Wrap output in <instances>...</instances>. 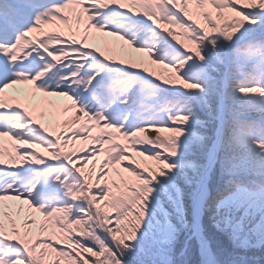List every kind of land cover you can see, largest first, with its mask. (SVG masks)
<instances>
[{
  "label": "trees",
  "instance_id": "16d2710c",
  "mask_svg": "<svg viewBox=\"0 0 264 264\" xmlns=\"http://www.w3.org/2000/svg\"><path fill=\"white\" fill-rule=\"evenodd\" d=\"M241 3L236 7L231 0H224L221 6L204 7V11L200 13L202 27L196 25L195 18L198 16L192 12L191 19L193 21L189 18L186 27L181 25L183 38L178 39L176 35L171 33L168 34V37L191 53L199 55L200 43L213 34L217 39L231 40L236 33L247 26L249 33L255 32L256 35H260L256 28L260 23V16L255 14L254 6L249 0ZM261 12H264V3L259 6V13ZM175 21L179 24L177 19ZM240 49L228 60L229 66L233 63L229 70L228 89L230 88V91L243 85L255 89L256 84L258 87L260 85L254 81H264V75H262L264 66L259 68L257 64V57L264 58V39H252L246 45H242ZM243 51L255 55V62L239 60L238 57L244 55ZM163 56L166 57L167 62L160 60V64H155L153 71L149 72L148 76L151 79L161 78L168 85L179 87V71L183 68L187 58L182 57L168 45L159 58ZM171 60L172 64H169L168 62ZM210 64L216 66L214 63ZM113 72L117 76L121 75L116 71ZM223 72V67H221L218 73L223 74ZM196 76L207 82L208 91L203 98H193L185 95L182 91L163 92L154 83H141L140 85L132 79L124 81L123 89L126 93L140 92L145 94L144 97L152 98L151 103L134 100L132 104L127 105L125 110L132 115L130 117L137 116L147 122V130L170 133L167 136H162L164 139L162 145L164 142L171 144L168 152L156 149L162 151V155H157L155 154L157 151H146L149 149L148 147L141 146V143L134 141L132 136H125L123 129L118 127L109 134L101 131V136L99 138L97 136V140L90 141L93 146L95 145L98 153L86 151L83 146H77L75 149L67 151L64 154L65 159L80 171V175L83 176L84 174L87 185L91 187L90 198L97 202L92 206L83 196L82 193L85 191L82 192L80 180L69 169L59 166L61 171L54 176L50 169H46L47 187L51 184H57L63 190L65 199L73 202H86L88 207L81 210V216L73 218L72 203L55 206L51 204L53 197L39 196L35 199L37 201L35 207L31 204L40 217V220H36V228L22 232V238L19 241L20 234L15 231L11 233V243L0 239V264H119V261L114 259L115 254L111 247L99 232H106L114 244L127 248L128 245L125 240L132 235L133 229L137 228L144 218L147 198L153 191L152 187L148 190H140L139 182L152 185L149 178L157 183L162 173L167 176L169 168L163 166L158 171L155 168L159 165L158 162L165 164L170 158L176 159L180 165L178 169L172 170L177 173V179L185 189V202L187 203V194L193 193L199 180L196 167L203 165L204 155L214 140L215 121L213 118L221 91V84L217 75L211 76L206 72H198ZM260 88L264 90V88ZM254 92L253 97L249 95L251 93H247L225 100L227 123L224 127L217 164L210 183L213 191L218 187L221 191L237 194L244 204L241 213H237V215L242 214L246 209L249 212L246 223L249 221L254 223L253 215L258 219L261 215V209H264V150L261 149V146H264V140L257 139L261 136L259 128L262 115L260 98L264 95L258 91L257 96H255ZM206 103L211 104V108L207 111L204 108ZM167 109H171V111H166ZM185 109L198 120L200 118L211 120L203 125L195 122L190 126V134L184 141L186 147L182 146L180 140V133L183 131L182 118H177L184 115L182 110ZM165 118L172 123L170 125L155 123V121H161ZM253 120L255 124L250 126L249 122ZM147 130H142L143 134H146ZM137 133H139L138 130L134 132V134ZM208 134L212 136L211 141L201 140L202 135ZM170 136L173 140L166 141V139H170ZM235 138L243 141L244 148H246L245 155L237 148V143L233 142ZM119 139L127 140L128 143L122 145L117 142ZM130 149H135L138 154L143 156H150L153 153L152 156H157V159L142 164L133 158V155L128 151ZM174 153H179V155L174 156ZM50 154L53 155H48L49 159H55L59 162L58 153L50 152ZM97 155L105 156V160L101 163L95 162ZM44 162L42 159H37V166L43 165ZM117 166L130 172L128 178L119 175L98 176L102 170L116 171ZM154 177L157 179L156 181ZM188 180H192L191 186L187 184ZM110 185H113V189L109 188ZM94 189H99V192H94ZM46 205L49 206L46 207ZM113 213H115L114 216ZM96 214L99 216L98 222L95 218ZM10 225L11 223L8 224V227ZM7 230L3 228L0 233H6ZM35 232L38 234L36 237ZM208 232L212 238V247L216 252L217 259L222 264H264V247L251 248L244 252L234 248L225 236L215 230L209 228ZM185 233L182 231L174 242L177 253L175 256L176 264H198L200 258L195 240L188 242V250L184 257L178 255L185 243L187 236ZM78 238L90 240L96 247L85 246ZM249 239L251 244L264 245V236L251 235ZM10 255L13 258L10 259ZM89 256L93 258L92 261L88 259ZM150 258L145 257V259ZM156 259L157 264H159V257Z\"/></svg>",
  "mask_w": 264,
  "mask_h": 264
},
{
  "label": "snow or ice",
  "instance_id": "6c2138e0",
  "mask_svg": "<svg viewBox=\"0 0 264 264\" xmlns=\"http://www.w3.org/2000/svg\"><path fill=\"white\" fill-rule=\"evenodd\" d=\"M68 3L69 0H0V44H12L16 36L20 33L38 27L39 20L44 18L45 13L50 12L53 8ZM83 7H89V5L85 4ZM115 11L117 10L113 8L107 10L91 9L89 14H95L92 23L96 25V28H101V26H103V30L108 31L112 29V25L106 21L105 17H107L109 13ZM69 15H73V13L68 10H63L60 13V16L57 18V25L60 30H65L63 17ZM258 15L260 16V23L256 28L259 30V37H257L255 32L249 33L247 26L245 29L236 33L231 40H223L222 38L217 39L215 38V34H213L207 40L200 43L199 55L191 53L184 47L176 44L170 38L165 37L172 48L182 57L187 58V60L183 68L179 71V87L176 85L165 86L160 82H156L159 88L163 92H168L169 90L172 92L182 91L187 96L203 98L208 91L207 82L197 78L196 73L206 72V65L213 60H220L223 62L249 40L255 38L264 39V12L258 13ZM178 18H180L182 22L188 23L187 18L183 17L182 14H178ZM139 19L149 28H153V25L143 17ZM86 22L87 20L85 17L84 22L80 25L81 30H83L84 23ZM72 27L73 30H75L76 25L73 24ZM50 28V25H44L45 32L50 30ZM88 38L90 40H100L102 38V33L93 30L89 32ZM111 43L112 47L117 52L121 51L118 40L112 41ZM75 47L79 48V45ZM85 51L89 50L85 49ZM42 56V53H33L27 60L11 64L8 57L0 55V88H4L5 85H11L16 79L15 74L17 72L28 73L30 76L35 75L37 65L43 67ZM43 59L46 60L47 57ZM88 63H92L91 52H89ZM109 66L119 67V65H113L111 62H109ZM84 71H88L91 75L94 69L90 71L86 65L81 73L82 75ZM104 75V72L97 75L87 91L80 88L75 93L72 92V88L67 83L61 85L59 89L54 83H50L47 79L37 80L36 84L38 86L47 85L48 91L67 90L69 94L79 96L83 100H88L90 99L89 94L92 89L104 79ZM262 75H264V73H262ZM254 83H259L260 87L264 88V81H254ZM254 91L255 89L244 87L237 89L238 94H247ZM17 94L25 96L28 94V91L27 89L20 88L17 90ZM81 94L83 95L81 96ZM37 100L47 102L54 101L55 98L38 96ZM142 102L151 103L152 98L143 97ZM126 108L127 104L125 105V109ZM204 108L207 111L211 108V104L206 103ZM112 111L115 112L116 109L113 108ZM166 111H171V109H167ZM182 111L184 112L182 120L186 122L183 123V131L180 133V140L182 146L186 147L184 141L190 134L193 115L189 114L187 109ZM14 119L15 117L11 113H5L4 110L0 109V131L18 135V133H15L11 128V123ZM108 119L112 120V116H108ZM113 122L120 123V119L118 118ZM130 122L131 118L129 119V123ZM155 123L170 125L172 122L165 118L161 121H155ZM197 123L203 125L207 123V121L205 119H200ZM249 123L250 126H252L255 124V121L253 120ZM259 128L261 136L257 139L264 140V109H262ZM217 136H219V129H217ZM201 140L211 141L212 136L210 134L202 135ZM51 142L53 141H49V143ZM146 151L154 152L157 150L146 149ZM218 152V143H213L209 149L210 164L207 174L203 179L202 187L195 194H187V203L185 202V189L180 185L177 179V173L172 170L178 169L180 165L177 163L176 159L173 158H170L165 163V167L169 168V173L167 176L162 173L158 178V182L151 185L153 191L147 198L144 218L139 226L133 229L132 235L125 240V243L128 245L127 248L114 244L106 232H99L105 242L111 247L112 252L115 254L114 259L119 261V264H157V257H159V264H176L175 256L177 253L175 252L174 242L178 239L182 231L187 232L188 235L178 255L184 257L188 250V242L195 240L197 253L200 257L198 264H222V262L217 259L216 252L212 247L213 241L208 232L209 228L225 236L234 248H238L244 252L249 251L251 248L264 247V245L259 243L251 244L249 239L251 235L264 236V209H261V215L258 219L253 215L254 223L251 221L246 223V218L249 216V212L246 209L242 214L237 215V213H241L242 208H244L243 201L238 198L237 194L221 191L218 187L213 191L210 187L212 175L217 164ZM178 155L179 153H174V156ZM60 164H62V162L46 160L43 165H38L37 167L41 168V171L43 169H50L51 174L54 176L57 172L61 171L59 167ZM200 167L203 168L204 165H200ZM13 171L15 170L0 168V194H3L5 191V185L8 182L5 177ZM20 171H24L22 166ZM63 174L66 175L67 173ZM185 175L187 174L185 173ZM187 184L191 186L192 180H188ZM24 187H27V185H24ZM7 191L10 195L17 194L13 189H7ZM93 191L98 193L99 189H94ZM23 195L28 197V193L26 192L23 193ZM36 195H40L41 197H53L51 204L55 206L72 203L73 218L81 216V210L87 209L88 207L86 202H73L65 199L63 190L59 188L57 184H51L48 187L38 186L33 193V196ZM28 198L32 200L33 206H35L37 201L32 197ZM48 206L49 205H46V207ZM112 215L114 216L115 213ZM78 239H80V242L85 246L96 247L90 240ZM145 257L151 258L145 259ZM11 258L13 257L10 255V259ZM88 259L90 261L93 260L91 256H89Z\"/></svg>",
  "mask_w": 264,
  "mask_h": 264
},
{
  "label": "rangeland",
  "instance_id": "374dc122",
  "mask_svg": "<svg viewBox=\"0 0 264 264\" xmlns=\"http://www.w3.org/2000/svg\"><path fill=\"white\" fill-rule=\"evenodd\" d=\"M126 4H120L119 3H113L114 0H94L93 5L90 7H83V5L86 4V0H83L82 9H75L80 10L77 14L74 16L69 15L68 19L69 24L67 29L60 30L58 26H55V24H52L54 28L58 30V32L61 34V37L56 39L55 41H63L68 45V47L75 48L76 50H79L82 52L83 58V64L87 65L88 68L92 71V74L88 76L89 78V86L92 84V81L95 79L97 75H99L101 72H104V79L95 87L92 89V93L96 97L97 100H99L101 97L107 95V83L111 79L110 73L113 69L119 71L120 73H127L128 75L135 77V78H144L145 80L151 79V77L148 76L149 72L153 71V66L155 64H160V60H164L167 62V60L162 58H156L158 54V50L163 48L164 46L168 45L172 48V46L168 43V40L165 39V37H168V34H174L178 39H182L183 37V28L182 26L186 27V23L182 22L180 18H178V14H182L183 17H186L187 20L189 18L191 19V13L193 12L194 15H197L198 17L195 18V23L197 26L202 27V18L200 17L201 11H204V7H218L222 5V2L224 0H161L163 2V5H156L157 1L154 0H125ZM246 0H231L233 4L237 7L238 4H242L241 2H244ZM252 3V6H254V12L257 11L259 13V6L264 3L263 0H249ZM129 2V3H128ZM102 3H106L110 6V8L118 9L121 14H118L117 12L109 13L106 21L114 25L115 31L117 34L110 35L109 30L105 31L103 30V26L101 28H96V25L92 23L93 19L95 18V14H89L91 9H109L108 6H104ZM125 5V6H123ZM154 9V14L150 11L149 8ZM158 10H156L155 8ZM201 9V10H200ZM167 11L170 13L168 17L166 16ZM86 17L87 22L84 23L83 30L80 29L81 23L84 22V18ZM143 17L145 20L149 21L151 25H153V28H151L153 31H156L157 35H150V34H143L141 35V32L139 31L138 27L141 26L140 24H144L139 18ZM175 19L179 22V24L176 23ZM259 19V18H258ZM193 21V19H191ZM73 24L76 25L75 30H73ZM182 25V26H181ZM147 26V25H146ZM197 27L198 29H200ZM97 31L102 33V38L100 40H90L88 38V34L91 31ZM32 34L31 36H33ZM140 35L143 38L142 42H139L137 40V36ZM258 36V35H257ZM145 38V40H144ZM118 40L120 44V52H117L112 47V41ZM249 42V41H248ZM246 42V43H248ZM176 43V42H175ZM244 43L243 45H246ZM177 44V43H176ZM76 45H79V48L75 47ZM85 49H88L89 51H85ZM173 49V48H172ZM174 50V49H173ZM240 47L234 52L240 51ZM89 52H91L92 56V63L89 64ZM244 55H240L238 58L239 60H245L249 61L251 63L255 62V55H252V53L243 51ZM137 53V54H136ZM138 53L143 55H138ZM233 53V54H234ZM72 61H75L77 59L70 57L69 58ZM228 60L216 61L213 60L210 63H214L216 66L211 65L210 63L206 65L207 71L211 76H218V79L221 84V91L220 96L217 99V105L215 107V117L213 120L215 121V125L213 128V136L214 140L212 144L214 143L216 136H217V129H219V119H222V125H221V133H220V146L222 141V136L224 132V127L227 123V116H226V102L229 97L230 99L245 94V93H239L237 92V89L244 87V88H250L249 86H238L234 90L230 91L228 89L229 84V73H228ZM258 61V67L263 68L264 66V58L263 57H257ZM109 62L113 65H119V67H110ZM69 62L64 63V66H66ZM169 64H172V62H168ZM80 63H75L74 65L77 66ZM233 63L230 64L232 66ZM162 67V65H159ZM223 67V74H219L220 68ZM230 69V67H229ZM202 75V74H200ZM18 80V79H17ZM50 83H54L57 87L59 86L58 79L55 80H48ZM156 82H160L164 84L165 86L168 85L165 81H163L161 78H154L151 79V83L157 84ZM158 85V84H157ZM255 89H257L259 92H261L264 95V90L258 87V85H255ZM5 87H12L15 88V90H18L20 88L27 89L28 94L25 96H20V101L17 102V106L12 107L11 104L14 102L16 103L15 98L13 101L4 100L3 99V108L5 113H11L13 116H21V120H14L18 121V125H23L25 122H32V125L36 124L33 129L29 128H23V129H13L15 133H18V135H13L9 132L2 133L0 132V144H5L6 141L8 145L12 144L17 148V152L12 146H7L9 149V153L11 157H14V159L9 160L10 165L4 164L1 159L0 163L3 167H7L6 170H15L13 172H10L7 177L14 176L16 179L21 180L20 186L29 185V191H28V197H34L33 193L38 187L37 183H32L29 180V172L35 168L36 166V160L38 158L44 159L45 161H56L55 159H49L48 155L50 152H55L59 154V161L63 160L65 162V169H69L73 174L76 175V177L80 180V185L82 188L83 196L89 201L92 206H94V203H96V200H93L90 198V188L85 180L84 174L83 176L80 175V171L69 161L65 159V156L62 154V152L66 150H71L75 146H83L86 151L89 152H97L95 145L93 146L90 143V140L88 138V135H94V140H97L101 136V130L93 129L90 132L87 131L88 123L84 121V119L81 117L82 115L79 114V112L70 105L71 100L66 99L62 97L61 94L54 93L52 91L47 90V85H43L40 87H36L33 83L27 82V81H15L12 82L11 85H5ZM4 87V88H5ZM4 88H0V98H1V92ZM253 89V88H252ZM257 91V92H258ZM257 92L255 90L254 95L257 96ZM251 94V97H253V92H249ZM49 94V95H48ZM179 94L180 93H175ZM229 94V96H228ZM43 96V97H54V101H47L44 102L43 100L38 101L37 97ZM254 96V97H255ZM257 98V97H255ZM261 100V106L260 111L264 109V97L260 98ZM39 102L38 104V110H36L35 107H33V103ZM223 103V106H222ZM9 105V107H8ZM21 108L27 109L30 112V117H24L21 113ZM183 114V113H182ZM182 116H179L177 118H182ZM30 118V119H28ZM201 119V118H200ZM205 119V118H204ZM182 120V119H181ZM197 118L193 117V123L197 122ZM206 121H211L210 119H205ZM35 122V123H33ZM183 125L186 121H181ZM192 123V124H193ZM61 124L59 127L58 125ZM13 126V125H12ZM183 127V126H182ZM146 128V127H145ZM148 128L144 129L147 130ZM193 131H197L192 129ZM60 131V132H59ZM81 132L85 133L86 136L83 137ZM98 133V135H97ZM22 134V135H21ZM74 134V136H73ZM170 133L164 131H153L152 129L147 130L146 134L137 133L132 134V138L134 141H138L141 143V146L148 147L149 149H160L163 152H168V148L171 147V144L169 142H164L162 145L163 137L168 135ZM97 135V136H96ZM72 136V137H71ZM163 136V137H162ZM92 137V136H91ZM162 137V138H161ZM173 140V138L166 139V141ZM49 141H53L49 143ZM245 141V140H244ZM118 143L124 145L127 144L128 141L119 139L117 141ZM159 142V144H157ZM234 143H237L236 146L239 150H241L242 154H246V148H244L243 141H239V139H233ZM247 142V141H246ZM211 144V145H212ZM208 148L206 154L204 155V167H206V161L207 156L209 154ZM249 145V144H248ZM219 146V148H220ZM252 146V145H250ZM256 147V144L254 145ZM254 147V148H255ZM7 149V150H8ZM180 149H182L180 147ZM261 149L264 150V146H261ZM55 150V151H54ZM130 154L133 155V158L136 159L137 162L145 163L148 161L156 160L157 156L153 153L150 156H143L137 153L135 149L128 150ZM162 151H157L155 154L162 155ZM16 152V156H15ZM262 152V151H261ZM98 153V152H97ZM259 153V151H258ZM260 154V153H259ZM5 155L7 156V152H5ZM105 160V156H99L97 155L95 157V162L101 163ZM159 165L156 166V170H160L161 167L165 166L164 163L158 162ZM21 166L23 167L24 171H20ZM115 166V165H112ZM110 166V167H112ZM141 168L143 166H140ZM116 171H109V170H102L101 174L98 176H108V175H119L124 176L125 178H128V174L130 172L128 170H124L122 167L117 166ZM144 168V167H143ZM200 166L196 167L199 180L196 186V189L193 191L192 194H195L198 192L200 183H201V170L203 169ZM82 172V171H81ZM83 173V172H82ZM32 174V172L30 173ZM6 178V177H5ZM131 179V177H129ZM152 182L153 179L149 178ZM154 180L156 181L157 179ZM150 182V183H151ZM139 188L140 190H148L151 188V185L148 183L139 182ZM110 189H113V185L109 186ZM13 189V188H12ZM16 191L15 189H13ZM19 193L16 195L11 196H3L0 194V231L5 228L8 229L6 233L1 232L0 233V239L10 242L11 243V233L12 231L18 232L20 234V237L18 238V241L22 238V232H28V230H34L36 228V220H40L39 215L36 213L35 208L32 207V201L28 197L21 198L19 197ZM126 199V197H124ZM32 208V209H31ZM34 210V211H33ZM38 218V219H37ZM96 221H99V216H95ZM11 223V225L8 227V224ZM188 235V233H185ZM4 235V236H3ZM35 237L38 236L37 232L34 233Z\"/></svg>",
  "mask_w": 264,
  "mask_h": 264
},
{
  "label": "bare ground",
  "instance_id": "6f19581e",
  "mask_svg": "<svg viewBox=\"0 0 264 264\" xmlns=\"http://www.w3.org/2000/svg\"><path fill=\"white\" fill-rule=\"evenodd\" d=\"M154 1L160 2L159 0H154ZM93 3H94V0H87V4H88V5L92 6ZM140 25H141V26H139L138 29H139V31L141 32V35H143V34L157 35L156 31H153L151 28H149V27L146 26L145 24H140ZM136 36H137V40H138L139 42H142V41H143V38H142L140 35H136ZM144 40H145V38H144ZM136 54H137V53H136ZM138 55H143V54L138 53ZM14 98H15V100H16V103L14 102L13 104H11L12 107L17 106V102L20 101L19 95L17 94V90H15V88H12V87H5V88L2 90V92H1V98H0V109L3 108V105H4V103H3V99H4V100H9V99H10L11 101H13ZM37 103H39V102H36V101H35V103H33V107H35L36 110H38V104H37ZM8 107H9V105H8ZM19 107H20L19 110L24 109V108H21V106H19ZM24 110H25V109H24ZM25 111H27V110H25ZM14 117H15L14 120H17V119H18V120H21V116H17V115H15ZM17 122H18V121H15V122L13 123V126L11 127L12 129H23L24 127H25V128H29V129H33L34 126L36 125V124L32 125V122H30V121L27 122V123L25 122L23 125H18ZM33 123H35V122H33ZM221 125H222V119L220 118V119H219V136H216V139H215V141H214V143H218V145H219V137H220V133H221ZM206 162H207L206 167L203 168V169L201 170V183H200L199 190H200V188L202 187L203 179H204V177H205L206 174H207L208 166H209V164H210L209 154H208V156H207V161H206ZM199 190H198V191H199Z\"/></svg>",
  "mask_w": 264,
  "mask_h": 264
}]
</instances>
